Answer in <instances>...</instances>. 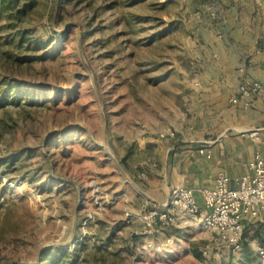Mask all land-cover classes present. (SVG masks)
I'll return each mask as SVG.
<instances>
[{
    "label": "rangeland",
    "instance_id": "obj_1",
    "mask_svg": "<svg viewBox=\"0 0 264 264\" xmlns=\"http://www.w3.org/2000/svg\"><path fill=\"white\" fill-rule=\"evenodd\" d=\"M241 1L0 0V264H264L257 226L232 251L192 218H147L169 195L166 158L196 152L174 164L198 194L228 170L203 149L234 138L237 87L224 113L201 93ZM198 116L219 126L190 143Z\"/></svg>",
    "mask_w": 264,
    "mask_h": 264
},
{
    "label": "crops",
    "instance_id": "obj_2",
    "mask_svg": "<svg viewBox=\"0 0 264 264\" xmlns=\"http://www.w3.org/2000/svg\"><path fill=\"white\" fill-rule=\"evenodd\" d=\"M247 1V3L241 1L238 6L235 4L234 10L226 15L227 20H222V27L220 28L222 45L217 48L214 54L217 71L214 75H205L204 85L207 88L204 93H201L202 95L206 94V98H203V100H212L211 102L214 104L212 109H217L224 113L220 107L223 108V101L231 90L233 91L241 83H255L259 86L256 93L248 98L240 99L238 104L230 107L234 114L232 120V129L236 133L234 138L226 139L224 137L219 141L215 140L217 142H214V145L205 146L206 149H203L205 154L209 155L206 156L202 153L206 159H225L224 161L227 163L231 162L233 164L230 168L226 165L227 163L223 166L228 168V170H223V172L230 178L238 177L246 172L244 171L246 166H250L254 152L260 146L258 142L250 139L251 142H255L252 147L251 145H243L239 138L244 136L248 138L245 132L249 129H263L264 131V0ZM243 4L247 6L240 7ZM204 108L200 107L199 112L204 111ZM217 115L219 116L220 114ZM199 118V116L196 118L199 126H195L194 130L196 132H194L190 143L202 142L200 137L206 133L205 130L209 124L219 126L216 117H209L206 120L201 118L198 120ZM205 124L208 125L204 127ZM228 129L226 127L223 131ZM188 147L193 148L191 145L185 146V148ZM170 148L168 147L166 150L170 151ZM178 148L182 149L183 146ZM207 151H210V153ZM195 157H197L196 152L185 150L166 158V161L169 162L168 171L171 173L172 178L168 185L170 189L173 187L193 189L200 203V195L196 191L201 187V183L198 180L189 178L188 168L182 169L174 164V159H195ZM219 163L222 164L221 161ZM242 170L243 172H241ZM206 172L208 177H206L205 183L207 185L204 187H211L218 171L214 172L213 168H209ZM160 185L162 187L163 181L160 182Z\"/></svg>",
    "mask_w": 264,
    "mask_h": 264
},
{
    "label": "built area",
    "instance_id": "obj_3",
    "mask_svg": "<svg viewBox=\"0 0 264 264\" xmlns=\"http://www.w3.org/2000/svg\"><path fill=\"white\" fill-rule=\"evenodd\" d=\"M258 89L259 86L255 83L241 84L234 90L229 102L236 104ZM245 134L260 146L254 152L253 161L244 174L230 178L218 171L213 185L199 191L200 203L193 189L171 188L168 198L157 203L147 213L150 222L178 226L184 218H192L203 229L216 232L232 251L240 250L246 230L257 226L262 234L259 241L264 244V131L249 129ZM166 135L173 136L172 133ZM252 242H257L256 252L264 258V247L256 239Z\"/></svg>",
    "mask_w": 264,
    "mask_h": 264
}]
</instances>
